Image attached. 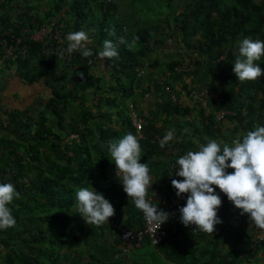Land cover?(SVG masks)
I'll list each match as a JSON object with an SVG mask.
<instances>
[{
  "label": "trees",
  "instance_id": "1",
  "mask_svg": "<svg viewBox=\"0 0 264 264\" xmlns=\"http://www.w3.org/2000/svg\"><path fill=\"white\" fill-rule=\"evenodd\" d=\"M60 12L64 15L57 17ZM42 27L50 30L48 37L34 40L32 34ZM81 30L92 41L88 58L66 51L67 34ZM245 38L264 41V0H0V78L29 85L43 80L49 92L35 117L18 107L0 113V183H11L19 193L9 205L15 226L0 230V264H121L123 244L154 264L160 250L164 256L168 251L169 264H207L204 256L219 257V264H264V234L254 226L248 233L240 229L236 242L229 235L232 246L223 257L211 249L180 254V245L172 248L173 235L165 223L167 238L158 245L148 237L139 246L135 239L124 241L122 232L143 229L144 216L124 193L109 152L110 142L129 133L136 136L140 162L148 164L153 182L148 197L152 192L159 197L175 194L171 181L182 179L175 175L179 166L173 160L179 145L170 141L160 147L156 137L163 139L173 122L158 115L189 113L181 106L175 83L183 80L182 93L196 98L198 71H214L216 65L230 76V83L219 92L203 90L219 99H209L208 110L197 101L203 120L197 129L201 144L215 139L231 145L237 136L264 126V75L242 83L233 72L238 42ZM172 39L177 46L165 48ZM2 40L15 48L11 55ZM105 40L116 46L118 59L98 58ZM157 49L171 58L162 60ZM257 63L264 72V56ZM147 94L162 97L157 114H145L141 103ZM173 94L177 101L171 99ZM131 111L145 122L140 137ZM223 111L230 114L217 120ZM225 121L233 125L226 135ZM183 145H189L187 152L199 150L192 143ZM161 157L167 158L166 164ZM82 187H92L113 205L115 214L108 223L87 225L79 215L75 194ZM216 194L224 210H239L219 189ZM156 202L171 216L172 209Z\"/></svg>",
  "mask_w": 264,
  "mask_h": 264
},
{
  "label": "clouds",
  "instance_id": "2",
  "mask_svg": "<svg viewBox=\"0 0 264 264\" xmlns=\"http://www.w3.org/2000/svg\"><path fill=\"white\" fill-rule=\"evenodd\" d=\"M66 41L68 54L79 52L84 58L93 55L89 48L92 41L85 31L67 34ZM118 56L116 46L105 40L98 58L115 60ZM262 56L264 41L245 38L238 42V55L233 65L237 80L242 83L258 81L264 75L257 63ZM79 76L83 78V73H79ZM204 92L213 101L214 93ZM175 138V129L168 130L160 147L163 148ZM195 143L199 150L188 151L176 161L179 170L175 175L182 179L171 181L178 198L187 194L185 205L178 210L180 223L185 227L195 226V230L212 235L215 226L221 223L217 216L222 203L220 196L216 194V189H219L240 210L241 215H248L250 222L255 225L254 231L264 234V126L257 125L254 130L237 136L231 145L215 139H207L206 144H199L198 141ZM109 152L124 193L127 198H131L134 207L143 213L146 222L156 233L168 221L170 214L158 209V194L151 191V199L148 197L153 182L148 164L140 162L142 149L139 140L131 133L126 134L110 142ZM228 169L232 171L229 172ZM75 197L76 210L87 225L100 227L108 223L109 218L115 214L113 205L92 187L79 188ZM18 198L19 193L11 183H0V230L15 226L16 220L9 205Z\"/></svg>",
  "mask_w": 264,
  "mask_h": 264
},
{
  "label": "crops",
  "instance_id": "3",
  "mask_svg": "<svg viewBox=\"0 0 264 264\" xmlns=\"http://www.w3.org/2000/svg\"><path fill=\"white\" fill-rule=\"evenodd\" d=\"M214 67H215L214 71H213V69L211 70L214 72V74L208 70L206 72L202 69L200 71H198L197 82H199V83L195 87L196 98L193 97L194 99L189 98L182 93V88L184 86V84L182 82L183 80H181V81L178 80L175 83L176 88H177V92L180 94V96H178V97H179V101L181 103V106L189 108V113L188 112L186 114H184L183 112H180L179 114L178 113H173V114L170 113V114H168L169 118H167V115H165L163 112L158 115L161 117V119H164V120L167 119V120H170L173 122V124H172L173 126H170L168 128V130L175 129L176 138L172 142L175 145H179V146H177V150L175 152L177 156L173 160L177 161V159H179L181 156L187 154L186 148L189 145H183V144L192 143L197 148H199V146L195 142L198 141L199 144H201L200 140H201L202 134L198 133L197 129L202 128L203 120H202V117L200 114L201 109H200V106L198 105L197 101H200L199 100L200 96H201V94L204 93L203 90L209 89V90H212L215 92H219L221 90V88L224 87L223 84H225L226 82L230 83V79H227V77L230 78V76L225 73L223 68L221 66H217V65ZM208 73H210L212 75H208ZM220 75H224L225 77L220 76ZM214 78L217 79V81H215ZM9 79H10L9 77L4 78V79L0 78V113H2L6 109L11 110L12 107H14V106L16 107L19 104H20V106L22 105L21 103H18V105H17V101H15L13 98L14 96L10 99L11 102L8 103L7 98L9 96L6 95V92H7L8 88L11 84L10 81L16 80V79H11L10 81H8ZM185 79L187 81H189L187 78H185ZM226 79H227V81H226ZM173 80H175V79L173 78ZM214 81L216 84L214 83ZM15 94H16V91H13V95H15ZM203 99H205V100L207 99V101H208L207 106H209V102H210L209 99L210 98L208 96H206V98H203ZM162 103H163V99L161 96H156V97L145 96V98L141 104L144 107L145 114H147L148 112H151V111H153L155 114H157L156 112L160 111V109L162 110V107H161ZM30 108H32V105L30 106ZM146 110H147V112H146ZM161 119L159 120L160 122L158 123L160 126L162 125ZM232 128H233V125L230 124L229 121L224 122V130H223L224 133L227 132L228 129H232ZM185 129H187V132H185ZM156 138L162 139L159 136H157ZM180 145H182V146H180ZM180 152H184V153H180ZM161 159H162V162H164L165 164L167 163L166 157H161ZM169 165H170V172H171V170H173V168H172L173 165L172 164H169ZM169 165H168V168H169ZM162 177H163L162 175H159V183L163 182ZM168 184H169V182H168ZM186 199H184V202L186 201ZM185 203H183V206L185 205ZM181 207L179 206L176 209H172L171 216H173V218L169 215V219L167 222H165V226H166L167 231L173 235L174 245H172V248H175L176 245H180V254L183 253V255H189L190 251L193 250V248H194V249H198V250H200V249L206 250L205 252H207V251L209 252L208 249H211V250L217 251L219 253L220 257H223V254H225L224 252H226L232 246L231 245L232 243L230 244V242L227 240V237L229 235L231 236L233 234L234 235L233 241L236 242V239L238 236V235L236 236V234H238V231L240 229L243 228L245 230H248L247 231V233H248L249 230L251 229V227L255 226L254 224H252L250 222L247 214L241 215V212H240V214H238V210H234V209L229 210L228 214H225L226 211L224 210V208H222L220 206L219 209L217 210V216L220 219L221 223L215 226L214 233L212 235H210V234L195 230V226H188V227L183 226L180 223V219H179L180 214L178 211L179 208H181ZM233 211H236V212H233ZM114 228L117 230L120 229L118 226H115ZM133 231H134V229H133ZM175 236H177L179 239H176ZM126 245L123 244L124 253H121V255L119 256V257H122V259H123L122 260L123 262L121 264H147V261L145 259H143L144 258L143 255L141 256L140 253L138 256L133 255L136 253H133L134 251H132L130 253L131 249L126 248L125 247ZM142 246H147V243L145 242ZM128 247H130V244L128 245ZM160 253H161V250H160V252L158 251V253H157L161 257L160 260L158 261V264H169L167 262L168 260L166 258L168 255L167 254L168 251L164 252L165 256L162 253L161 254ZM148 254L153 255V252L149 249V247H148ZM203 255H205V253H203ZM154 257H155V255H154ZM262 257H263V253H260L258 258H262ZM158 258L159 257H157L156 260ZM202 260H204L207 264H212L211 262H213V264H219L222 259H220L219 257H217V259L216 258L213 259V258H208V257L204 256L202 258ZM209 261H210V263H209ZM252 264H255V261L252 262Z\"/></svg>",
  "mask_w": 264,
  "mask_h": 264
},
{
  "label": "built area",
  "instance_id": "4",
  "mask_svg": "<svg viewBox=\"0 0 264 264\" xmlns=\"http://www.w3.org/2000/svg\"><path fill=\"white\" fill-rule=\"evenodd\" d=\"M49 32H50V30L48 29V27H42L36 33H34L35 35H37V37H32L33 34H32L31 37L34 40L42 41L43 38L48 37ZM15 42L18 43L19 40L17 39V40H15ZM1 45L3 47H6L5 51H6V53L8 55H11L12 51L15 50V48L12 47L11 45H9L6 40H2ZM166 92H169L167 88H166ZM206 96H209V94L204 92L203 94H201L199 100L202 102V104L204 105L205 109L208 110L206 108L205 99H203V98H206ZM171 99L173 101H177V98H176V96L174 94L171 95ZM212 99L215 102H219V99H218L217 96L212 97ZM129 108L132 109L130 104H129ZM226 114H229V112H225V111L218 112L216 114V119L220 121V120L223 119V117ZM131 121H132V125H133V127L135 129L136 135L140 137V131L142 130V126L144 125V120L141 119L140 117H138L133 111H131ZM156 140H157V142L159 144L162 141V139H159V138H156ZM186 198H187L186 195H183L181 198H178L176 196V194H173L170 197H167L166 195L162 196V197H159L157 195V201L160 200L162 205L167 206L168 209H176V208H178L182 204L184 199H186ZM149 199H151V198L149 197ZM163 225L164 224H162L161 227L157 230V232L154 233L155 229L151 225H149L146 222L145 218H144V223H143V229L142 230H137V231L134 230V231H131V232L130 231H125L123 233V235H122V239L124 241L130 240V239H135L136 245L139 246L141 244V242L144 240V238L148 237L153 245H158V244L162 243L167 238V232L164 229ZM129 244H130V242H129Z\"/></svg>",
  "mask_w": 264,
  "mask_h": 264
},
{
  "label": "rangeland",
  "instance_id": "5",
  "mask_svg": "<svg viewBox=\"0 0 264 264\" xmlns=\"http://www.w3.org/2000/svg\"><path fill=\"white\" fill-rule=\"evenodd\" d=\"M41 4H43V3H41ZM45 9H46V7H45ZM12 14L16 15L17 14L16 10H12ZM62 14L63 13L60 12L59 14H56V15H57V17H61V16L64 15V14L63 15ZM55 19H52L51 21H54ZM32 37H37V35L33 34ZM173 41H174V39H172V41H168L167 44L164 47L168 48V49L169 48H173L174 49L177 46V43H174ZM157 51L159 52L158 53L159 57L162 60L166 61L168 59L167 58V57H169V53L168 52H165V51L161 52L158 49H157ZM170 54H171V51H170ZM169 58H171V55H170ZM172 58H174V57H172ZM94 76H98V73H94ZM10 80H11V78L8 81H10ZM226 81H227V79H226ZM10 83L11 84H10V86H9L7 92H6V95L9 96L7 98L8 99V103L11 102L10 99L14 96L13 98H14L15 101H17V105H18V103L22 104L21 106L19 104L16 107L20 108L21 110H27V112L29 111V114L31 116L35 117V115L38 113V110H40L41 105L46 101V99L49 96L48 95L49 92L46 89L43 80H40V83L31 84V85L24 84V83L19 82L17 80H14V81L12 80V81H10ZM13 91H16L15 95H13ZM31 105H32V108H30ZM14 108H15V106L12 107L11 109H14ZM3 120H5V119H3ZM226 134L227 133L225 132L224 135H226ZM19 152H21V151H19ZM163 171H164V167L162 166V167H160V169L157 172H158V174H160ZM114 173L116 174V169H115ZM225 211H226L225 214H228L229 210H225ZM233 212H236V211H233ZM176 261H178V260H176ZM147 264H154V263H147Z\"/></svg>",
  "mask_w": 264,
  "mask_h": 264
}]
</instances>
